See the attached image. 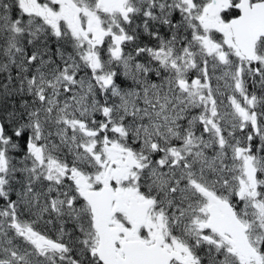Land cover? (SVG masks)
I'll return each mask as SVG.
<instances>
[{
  "label": "snow or ice",
  "instance_id": "snow-or-ice-1",
  "mask_svg": "<svg viewBox=\"0 0 264 264\" xmlns=\"http://www.w3.org/2000/svg\"><path fill=\"white\" fill-rule=\"evenodd\" d=\"M0 264H264V0H0Z\"/></svg>",
  "mask_w": 264,
  "mask_h": 264
}]
</instances>
